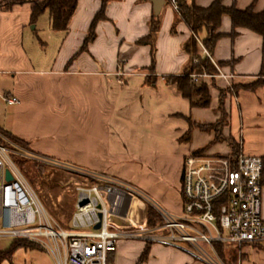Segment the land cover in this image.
Instances as JSON below:
<instances>
[{"label":"crops","instance_id":"crops-1","mask_svg":"<svg viewBox=\"0 0 264 264\" xmlns=\"http://www.w3.org/2000/svg\"><path fill=\"white\" fill-rule=\"evenodd\" d=\"M214 1L187 0L202 8ZM235 2L239 10L254 4L257 13L264 12V0H223L227 7ZM101 6V0H79L67 34L52 30L49 11L33 24L30 3L15 5L9 11L0 9V100L8 107L0 111L3 130L35 152H50L52 157L59 155L53 144H165L160 154L179 159V165L169 174L171 181H181L185 156L206 147L204 154L210 156H226L237 150L264 158V87L237 93L231 90L221 98V91L229 87L258 80L264 36L240 29L232 38L231 18H222L219 33L223 37L212 58L215 63H223L221 73L232 78L204 81L209 86L210 105L194 108L176 85H168L165 80L181 75L190 60L183 46L191 31L184 22L176 23L171 2L165 1L160 14L154 74L148 70L151 47L137 45L150 33L153 0L111 2L106 8L107 19L96 27L95 40L82 52ZM47 13L49 40L57 45L56 54L50 67L38 68L29 57L26 40L28 32L40 31L41 18ZM206 37L207 31H203L200 48ZM151 74L156 76L154 86L146 83ZM4 96L16 97L19 102L9 106ZM188 120L203 126L224 121L220 131L223 141L212 144L217 136L215 129H194L190 141L182 142L190 129ZM166 190L170 194L172 186ZM146 247L148 256L142 264H202L181 251L137 241L116 246L113 264H140ZM242 264H264V245L244 246Z\"/></svg>","mask_w":264,"mask_h":264},{"label":"built area","instance_id":"built-area-1","mask_svg":"<svg viewBox=\"0 0 264 264\" xmlns=\"http://www.w3.org/2000/svg\"><path fill=\"white\" fill-rule=\"evenodd\" d=\"M176 11L179 6L171 0ZM203 53L213 63L212 55ZM200 64L199 59L192 66ZM218 74L193 73L194 83L218 78ZM16 105L19 100L4 96ZM0 143V239L31 242L47 251L55 264H108L109 252L121 242H142L181 251L202 264H242L246 245H264L263 159L188 154L181 172L182 209L175 216L151 201L129 182L105 174L75 171L92 183L77 187L71 229L59 226L42 205L14 160L19 157L70 169L69 164L36 154L2 134ZM66 166V167H65ZM10 172L13 180L7 182ZM151 208L158 223L142 217V206ZM100 224V228L96 227ZM113 247V248H112Z\"/></svg>","mask_w":264,"mask_h":264},{"label":"rangeland","instance_id":"rangeland-1","mask_svg":"<svg viewBox=\"0 0 264 264\" xmlns=\"http://www.w3.org/2000/svg\"><path fill=\"white\" fill-rule=\"evenodd\" d=\"M40 31L28 32L26 48L33 64L38 68H48L56 54V46L49 40L48 13L41 18ZM42 25H45L42 27ZM52 34V33H51ZM233 88V87H232ZM229 87L228 89H232ZM227 89V90H228ZM225 91V90H224ZM8 110L0 100V111ZM53 154H40L69 164L67 169L45 163L27 160L19 167L32 189L38 195L42 205L53 220L66 230L71 229V219L77 201V187L92 183L94 179L86 178L75 171H89L105 174L132 184L143 192L147 198L171 214L178 216L181 212V181H171L169 174L179 165V159L165 158L162 152L165 144H53ZM29 150L36 154L28 144ZM236 148V147H235ZM52 149V150H54ZM53 152V153H54ZM237 152V150H236ZM61 155V156H60ZM19 159V157H15ZM60 159V160H59ZM15 160V159H14ZM182 172V170H181ZM172 186L168 194L166 189ZM148 209L142 206V217L147 216ZM264 218V214H263ZM2 228L0 220V229ZM120 243L117 244V246ZM9 240L0 239V251L9 248ZM36 245V244H35ZM38 246V245H37ZM150 246V245H149ZM118 250V248H117ZM115 256V250L112 251ZM117 260V259H116ZM118 262V261H116ZM115 264H120L116 263ZM2 264H55L51 255L43 248L18 249L11 261Z\"/></svg>","mask_w":264,"mask_h":264},{"label":"trees","instance_id":"trees-1","mask_svg":"<svg viewBox=\"0 0 264 264\" xmlns=\"http://www.w3.org/2000/svg\"><path fill=\"white\" fill-rule=\"evenodd\" d=\"M114 1L122 0H101V9L96 14L94 20L89 29L87 38L85 39L84 45L82 47V52L87 51V47L96 38V27L101 21H105L106 18V8ZM171 2V0H165ZM179 6V10L176 11V23L184 22L191 31V37L184 44V51L190 56L189 63L181 75H171L165 78L168 85H176L179 92L183 97L190 101L192 107L194 108H207L210 105L211 96L209 86L206 82H201L200 84L194 83L191 80L190 75L193 73H203L207 72L209 74H218V68L223 67V63H213L207 56L203 55V48H205L211 55L215 49L218 41L223 37L219 33L221 27L222 18L224 16H229L232 21V33L231 37L235 38L239 34L240 29L250 30L258 35L264 36V12L257 13L255 11V5L252 4L246 10H239L236 6V2L227 7L223 4V0H215L209 7L202 8L197 6L195 3L188 4L187 0H176ZM79 0H4L0 2V9L9 11L15 5L30 3L32 4V23L35 24L40 16L45 12L49 11L51 28L55 32H61L67 34L69 30V25L72 17L74 16ZM161 16L153 15L150 21V33L148 36L140 39L137 42L138 46H150L152 53V64L148 69L154 74L156 66V56H157V39L161 29ZM203 31H207V37L202 41V46H199L200 35ZM175 33V27L173 28ZM195 59H199L200 64L197 66H191ZM149 75L146 78V83L150 86H154L156 83V76ZM213 79L212 81H214ZM258 87H264V60L262 65V70L258 76V80L250 85L246 86H234L231 90L232 92H238L242 89L255 91ZM230 89L221 91V98L226 96L227 92H231ZM190 129L181 138L182 142H189L191 137V132L194 129L208 130L215 129L217 136L212 144L220 143L223 141V136L221 134V129L224 127V121H220L213 126H203L188 120ZM0 134L9 139L15 144L22 147L29 148L28 144L19 140L9 132L3 130L0 127ZM0 143L7 145V143L0 137ZM233 144V143H232ZM209 147L202 150L196 151L194 154L202 155ZM237 152L233 150L230 156H235ZM18 166L24 164L27 160L14 158ZM264 185V158H263V177ZM183 193L181 190V199ZM150 225H155L159 221L157 215L153 209L149 208L147 213ZM149 246V245H148ZM36 249L41 248L31 242L16 240L11 242L9 248L4 251H0V264L4 261H11L15 252L20 249ZM42 249V248H41ZM148 256V247H146L140 264H142ZM113 254L112 251L109 252L108 264H113Z\"/></svg>","mask_w":264,"mask_h":264},{"label":"water","instance_id":"water-1","mask_svg":"<svg viewBox=\"0 0 264 264\" xmlns=\"http://www.w3.org/2000/svg\"><path fill=\"white\" fill-rule=\"evenodd\" d=\"M164 5H165V0H153V11L155 16H159L161 14ZM6 180L7 182H11L13 180L9 171H7ZM99 228H100V224H98L96 229Z\"/></svg>","mask_w":264,"mask_h":264}]
</instances>
